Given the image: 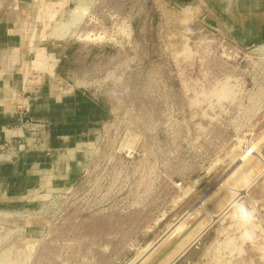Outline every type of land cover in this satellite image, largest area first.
Returning a JSON list of instances; mask_svg holds the SVG:
<instances>
[{
  "label": "rangeland",
  "instance_id": "1",
  "mask_svg": "<svg viewBox=\"0 0 264 264\" xmlns=\"http://www.w3.org/2000/svg\"><path fill=\"white\" fill-rule=\"evenodd\" d=\"M78 5L55 29L72 33L52 47L58 74L105 116L60 212L37 239L0 232V264H264L262 44L196 2ZM239 198L256 209L251 240Z\"/></svg>",
  "mask_w": 264,
  "mask_h": 264
},
{
  "label": "crops",
  "instance_id": "2",
  "mask_svg": "<svg viewBox=\"0 0 264 264\" xmlns=\"http://www.w3.org/2000/svg\"><path fill=\"white\" fill-rule=\"evenodd\" d=\"M166 1L196 2L221 30L264 48V0ZM78 2L0 0V144H7L0 155V232L11 236L44 233L37 212L84 175L105 116L98 102L59 76L63 58L52 49L71 36L69 29L55 36V29L72 19ZM30 122L41 127L31 131Z\"/></svg>",
  "mask_w": 264,
  "mask_h": 264
},
{
  "label": "clouds",
  "instance_id": "3",
  "mask_svg": "<svg viewBox=\"0 0 264 264\" xmlns=\"http://www.w3.org/2000/svg\"><path fill=\"white\" fill-rule=\"evenodd\" d=\"M229 207L233 221L241 229L240 238L242 240L253 239L254 233L250 230V226L257 218L256 209L250 207L248 202L242 198L231 201Z\"/></svg>",
  "mask_w": 264,
  "mask_h": 264
},
{
  "label": "built area",
  "instance_id": "4",
  "mask_svg": "<svg viewBox=\"0 0 264 264\" xmlns=\"http://www.w3.org/2000/svg\"><path fill=\"white\" fill-rule=\"evenodd\" d=\"M29 128L31 131H37L38 128L41 127V124H37V123H34V122H30L28 124ZM7 147V144H0V155H1V152ZM66 191V190H63L59 193H57L56 195H54L52 198H50L46 203L45 205L37 212L36 214V218H45V215L49 213V211H53V216L55 217L54 214L56 213H59L60 212V209H61V205H60V199H62V193ZM24 233V232H23Z\"/></svg>",
  "mask_w": 264,
  "mask_h": 264
},
{
  "label": "bare ground",
  "instance_id": "5",
  "mask_svg": "<svg viewBox=\"0 0 264 264\" xmlns=\"http://www.w3.org/2000/svg\"><path fill=\"white\" fill-rule=\"evenodd\" d=\"M263 48V47H262ZM258 50V49H257ZM259 51V50H258ZM263 54V53H262ZM245 154V153H244ZM244 156V155H243Z\"/></svg>",
  "mask_w": 264,
  "mask_h": 264
},
{
  "label": "water",
  "instance_id": "6",
  "mask_svg": "<svg viewBox=\"0 0 264 264\" xmlns=\"http://www.w3.org/2000/svg\"><path fill=\"white\" fill-rule=\"evenodd\" d=\"M159 244H160V243H159ZM159 244H158V245H159ZM158 245H157V246H158ZM157 246H156V247H157ZM156 247H155V248H156Z\"/></svg>",
  "mask_w": 264,
  "mask_h": 264
},
{
  "label": "trees",
  "instance_id": "7",
  "mask_svg": "<svg viewBox=\"0 0 264 264\" xmlns=\"http://www.w3.org/2000/svg\"><path fill=\"white\" fill-rule=\"evenodd\" d=\"M62 62H64V60Z\"/></svg>",
  "mask_w": 264,
  "mask_h": 264
}]
</instances>
